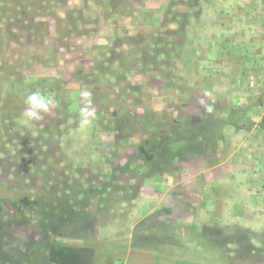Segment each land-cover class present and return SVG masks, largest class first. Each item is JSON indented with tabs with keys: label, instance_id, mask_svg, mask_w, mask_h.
Returning a JSON list of instances; mask_svg holds the SVG:
<instances>
[{
	"label": "rangeland",
	"instance_id": "374dc122",
	"mask_svg": "<svg viewBox=\"0 0 264 264\" xmlns=\"http://www.w3.org/2000/svg\"><path fill=\"white\" fill-rule=\"evenodd\" d=\"M83 88L97 113L85 128ZM37 89L56 104L33 121L22 113ZM157 125L172 150L160 171L139 156ZM255 125L264 130V0H0V264H264L262 204L224 202L232 210L214 225L188 214L185 226L180 186L167 184L243 135L264 173ZM54 186L74 209L39 217Z\"/></svg>",
	"mask_w": 264,
	"mask_h": 264
},
{
	"label": "crops",
	"instance_id": "0c3cea01",
	"mask_svg": "<svg viewBox=\"0 0 264 264\" xmlns=\"http://www.w3.org/2000/svg\"><path fill=\"white\" fill-rule=\"evenodd\" d=\"M233 131L236 132L235 129H233ZM242 131L243 130H241V132ZM252 132H257L255 134L260 133L259 136L261 137V135H263L264 138V130L261 126L255 125ZM247 136L251 138L250 135H243L241 141L233 140V137L229 138V151H227V153L225 152L226 150L222 151L223 155L219 159L218 152L220 150H215V156L217 155V157H215V164L213 165L208 166L210 160L208 154H205V156H197L195 158V170L189 167V165H182V171L180 174L182 175L184 170L187 171L192 169L193 172L191 173L193 179L189 178L187 173L185 174L186 177L180 178L179 183L176 184L174 174H171L170 179L167 178V184L170 186V191H172L174 187L180 186L182 193L177 196L180 199V205H183L184 208H179V213H182V217H184L185 214L186 220L182 221L185 226H191V223L194 222L188 220V214L192 215L191 220L196 217H201L199 222L196 223L203 226L205 224L214 225L216 217L215 212H220L224 209L229 212L232 210L226 209L223 206L224 202L228 203L232 201L239 203V205H237L238 209L234 208V210L239 211L251 210L247 208V205L249 206L253 202L264 206V190L262 191V194H258V197H253L254 195L250 191V188L253 187L255 182H257V184L255 183L257 187L262 183V189H264V173L260 172L263 171V169L259 166L256 168L251 166L252 161H254L253 157H257V151L252 145L251 147H246L245 143L248 140V138L246 139ZM225 140L222 141L223 144ZM233 143L236 144V146L233 147ZM261 145H263L261 147H264V143H261ZM191 180H194V182L191 183ZM191 187L195 190L189 192L188 188ZM177 202L178 201H173L172 206L174 207V205H177V208L181 207L178 206ZM188 203L193 204L188 207L186 205ZM181 220L182 219L180 218V221ZM155 256L156 255H154V258ZM135 257L139 260L148 258L146 260L151 261V258L146 257L143 259V256L138 254ZM143 262H140V264H143ZM148 264H153V262Z\"/></svg>",
	"mask_w": 264,
	"mask_h": 264
},
{
	"label": "trees",
	"instance_id": "16d2710c",
	"mask_svg": "<svg viewBox=\"0 0 264 264\" xmlns=\"http://www.w3.org/2000/svg\"><path fill=\"white\" fill-rule=\"evenodd\" d=\"M147 127V126H146ZM158 127V128H157ZM156 128L154 127H147V130H149L150 134L153 135L152 142L151 144H148L144 146L141 150H139V156L140 157H146L149 160L153 158L154 160V166H156L157 171L163 170V165L164 164H172V150L167 146L166 143H164L162 137L163 135L160 134L161 132V127L160 125H157ZM163 141V142H162ZM154 142H157V144ZM190 148V146H184L182 147V150H185V148ZM57 188V189H56ZM62 190L60 191V186L59 188L54 186L51 190V195H54L53 198L51 197V201L45 202L44 197H40L38 201H36L37 205L33 207L34 210H36L37 214L43 215V213L46 211L50 212L52 215L58 214L56 216H63L68 212L73 211V206L71 205V200H68L67 202L63 201L61 196L59 197V193H61ZM13 207L15 210H18L19 206L16 203H12ZM3 208L0 205V210ZM57 212V213H56Z\"/></svg>",
	"mask_w": 264,
	"mask_h": 264
},
{
	"label": "clouds",
	"instance_id": "9594fccd",
	"mask_svg": "<svg viewBox=\"0 0 264 264\" xmlns=\"http://www.w3.org/2000/svg\"><path fill=\"white\" fill-rule=\"evenodd\" d=\"M81 107L79 109V126L85 128L92 124L96 119L97 113L93 105L92 92L87 88H83L79 92ZM206 95H208L206 93ZM27 106L22 113V116L33 121H39L43 119V114L50 111V109L55 106L56 100L50 95L46 94L44 91L37 89L31 92L24 100ZM201 104L204 101L201 100ZM209 112L212 111L210 106L207 107Z\"/></svg>",
	"mask_w": 264,
	"mask_h": 264
}]
</instances>
